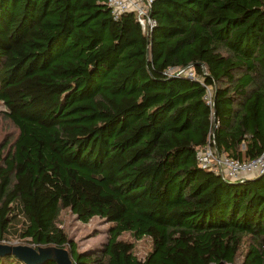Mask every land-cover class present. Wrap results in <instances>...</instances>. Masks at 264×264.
Instances as JSON below:
<instances>
[{"label":"trees","instance_id":"trees-1","mask_svg":"<svg viewBox=\"0 0 264 264\" xmlns=\"http://www.w3.org/2000/svg\"><path fill=\"white\" fill-rule=\"evenodd\" d=\"M149 14L144 35L104 0H0L13 131L0 139V242L19 215L16 238L72 264H264V172L232 182L196 160L208 136L240 161L264 149V0H153ZM62 209L108 223L99 248L76 250ZM125 232L149 239L142 258Z\"/></svg>","mask_w":264,"mask_h":264},{"label":"built area","instance_id":"built-area-1","mask_svg":"<svg viewBox=\"0 0 264 264\" xmlns=\"http://www.w3.org/2000/svg\"><path fill=\"white\" fill-rule=\"evenodd\" d=\"M153 0H104L113 19L121 15L133 13L134 19L144 35H149L154 20L149 11ZM184 72L187 77H192L191 71L179 69L176 73ZM212 86H205L203 99L207 105H211ZM210 136L205 145L196 152V160L201 168L211 170L222 179L232 182H241L244 179L253 178L264 172V149L254 158L240 161L217 152Z\"/></svg>","mask_w":264,"mask_h":264},{"label":"rangeland","instance_id":"rangeland-1","mask_svg":"<svg viewBox=\"0 0 264 264\" xmlns=\"http://www.w3.org/2000/svg\"><path fill=\"white\" fill-rule=\"evenodd\" d=\"M13 133L10 123L0 117V139L4 136H10ZM22 217L17 215L12 218L8 226L10 237L0 242L1 245H24L30 246L25 241L15 237L14 232L19 228ZM57 225L65 232L67 238L76 244L78 252L97 249L105 241L108 223L101 218L92 217L88 222L78 221L68 209H62L59 212ZM120 238L128 240L133 244V253L137 258H142L150 248V241L147 237H141L137 240L131 239L128 233H122Z\"/></svg>","mask_w":264,"mask_h":264},{"label":"water","instance_id":"water-1","mask_svg":"<svg viewBox=\"0 0 264 264\" xmlns=\"http://www.w3.org/2000/svg\"><path fill=\"white\" fill-rule=\"evenodd\" d=\"M4 254H11L26 264H42L47 260L56 264H72L64 249L51 246L33 249L24 245L10 246L0 244V255ZM218 264L225 263L220 262Z\"/></svg>","mask_w":264,"mask_h":264}]
</instances>
